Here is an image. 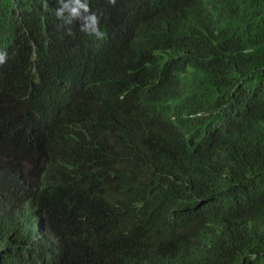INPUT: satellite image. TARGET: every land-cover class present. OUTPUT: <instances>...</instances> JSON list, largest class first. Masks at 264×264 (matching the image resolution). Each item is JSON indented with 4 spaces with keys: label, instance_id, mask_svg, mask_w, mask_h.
<instances>
[{
    "label": "trees",
    "instance_id": "1",
    "mask_svg": "<svg viewBox=\"0 0 264 264\" xmlns=\"http://www.w3.org/2000/svg\"><path fill=\"white\" fill-rule=\"evenodd\" d=\"M57 7L0 0V264H264V0Z\"/></svg>",
    "mask_w": 264,
    "mask_h": 264
},
{
    "label": "clouds",
    "instance_id": "2",
    "mask_svg": "<svg viewBox=\"0 0 264 264\" xmlns=\"http://www.w3.org/2000/svg\"><path fill=\"white\" fill-rule=\"evenodd\" d=\"M108 5H115L117 0H101ZM59 7L55 9V16L61 20L65 26H70L74 22L77 28L84 34L88 41L103 40L105 38L100 16L95 8V0H57ZM48 7L47 4L44 5ZM67 34L72 35L71 27L67 28ZM85 45L76 49L73 53L74 58L77 57L84 49ZM9 61L8 53H3L0 49V66H5ZM175 156L178 166L185 163L186 148L180 147L176 149ZM182 259L181 255L170 247L167 253H155L152 250L147 251L144 261H138L131 258L133 264H176Z\"/></svg>",
    "mask_w": 264,
    "mask_h": 264
}]
</instances>
